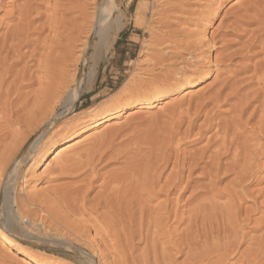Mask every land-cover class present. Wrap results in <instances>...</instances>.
Returning <instances> with one entry per match:
<instances>
[{
	"label": "rangeland",
	"instance_id": "374dc122",
	"mask_svg": "<svg viewBox=\"0 0 264 264\" xmlns=\"http://www.w3.org/2000/svg\"><path fill=\"white\" fill-rule=\"evenodd\" d=\"M73 1L76 5L78 3L85 5L88 2H83L89 0ZM246 1L250 2V0H121L122 25L113 47L103 51L96 81L90 84L86 76L90 70L88 65L83 66L86 74L80 83L81 72L75 80L70 77L74 73L73 65L70 64L71 57H66L69 61L64 63L67 61L66 54L74 57L79 54L78 47L72 49L70 48L72 43L69 41L68 44L66 41L70 39L72 41L73 36L76 37L74 22L80 21L79 18L82 16L78 9L82 7L81 4L76 6L71 0H62L65 4L59 3L61 6L58 5V0H0V48L3 47L4 51L0 49L2 52L0 56L5 57V50L12 54L16 52L13 55L10 53L15 60L9 58L11 57L9 53H7L9 57L6 55L8 59L3 60L10 61L7 63H11L10 67L14 64L13 68L6 65V70L5 63L1 64L3 56L0 58L1 72L3 73L5 69L9 71L8 73L12 71L13 75L11 77L6 72L5 77L6 75L0 72L5 82H9L10 77L14 82L10 80L4 84L2 80L0 88L10 90L7 85H11V88L13 85V90L18 89L15 93L13 90L6 93L4 89H0L1 93L4 91V95L0 96L1 100L4 102L7 95L5 102L10 103L6 104L0 100V117L5 115V110L1 112L2 108L6 109L5 105L18 106V109L17 106L14 107L16 110L10 108L9 111L12 113L9 114L12 116L7 114L9 109L7 106L6 115L11 116L13 120L7 116H4L5 120L3 117L0 118L2 127L0 161L3 160L5 163L4 159L7 161L10 158L5 157L8 154L15 158L16 170L13 174L15 179L8 199L15 197L21 203L19 209L13 202L7 207H2V199L5 198L3 193L8 186V177H5L0 183V264H31L22 262L23 259H19L22 255L32 258L36 264H85L83 259L78 258L77 251L80 249L82 254L90 258L91 264H264V135L256 129L260 125L259 117L264 113L261 110V107H264L262 100L264 80L257 82L255 81L257 76H253L264 74L263 71V74L260 72L264 70V65L258 61L264 57L261 52L264 50V44L260 41L264 37L262 33L264 1L253 0L259 7L252 0L251 5L254 4V7L250 5L251 2L245 5ZM67 2L71 4V8L76 6L78 11L74 9L75 7L74 10L70 9ZM65 5L66 8L69 6L67 11L61 9ZM244 5L251 6L252 9L246 11ZM55 6L59 11H55ZM29 7L30 11L27 9ZM26 10L27 13L23 12ZM86 11L89 12V9ZM241 12L244 14L240 16ZM79 13L80 16H77ZM246 16L252 17L251 20L248 17L246 19ZM64 20L65 22H60ZM25 24H28L27 27ZM63 27L69 29L68 40H65L66 30L63 31L65 33H62L63 35L57 33L65 29ZM50 29L56 34L54 35ZM23 31L27 33H22ZM250 33L256 36H252L251 39ZM61 35L62 37L65 35L63 37L65 39L61 38ZM49 36L55 39L51 40ZM44 37L47 40L43 42ZM80 38L83 40L85 37ZM91 39L95 40L94 34ZM5 40L11 46L16 42L17 46L21 45L18 46L20 52L16 50L17 47L12 51L16 45L10 47ZM11 40L14 43L10 44ZM37 44L43 49H38ZM57 45L59 46L56 47ZM260 45L263 46L262 49ZM8 48L11 51H8ZM50 48L53 51L49 52ZM69 48L71 53L67 52ZM47 51L50 57L47 56ZM91 51L92 48L88 50L87 56ZM203 55H207L208 58L202 60ZM53 60L61 63L63 67H59ZM49 62L52 66L58 64L53 67L55 71L47 70ZM43 63L47 66L45 67ZM259 63L260 67L254 66ZM39 65L42 67L41 70ZM23 66H28V71ZM61 67L62 69L57 70L60 73V76L58 75L60 81H64V77L67 76L71 88L72 83H79L82 96L75 100L74 109L69 112H63V105H58L56 109L58 115L53 121L52 130L43 137L41 145L42 151H46L50 147L59 149L64 143L77 141L63 156L76 158L81 155L83 159L84 155L83 160L87 162L88 159L90 164L88 165V162L87 166L80 164L81 160L78 158L80 161L76 166L80 171L73 173H70V170L62 172L64 169L59 166L61 164L57 165L56 158H51L53 154L48 157L47 164L35 169H32L31 164V158L36 156L35 153L30 152L21 165L20 161H17L28 152L31 143H34L42 132L29 131V128L24 126L27 123L23 124V121L20 123V119L23 115L30 117L25 113L28 111L30 114L28 109L36 103L33 100L38 101L41 97L40 99L46 102L49 99V95L45 96L46 94H52L53 90L55 93H61L59 79L54 78L55 85L53 81H50L52 85L47 83L51 89L45 84L46 80L49 82L48 79L58 77L56 69ZM255 67L261 68L258 69L259 73L257 70V73L253 71ZM21 69L26 71L23 70L29 81L24 73L22 76ZM44 69L52 73L48 75ZM16 70H20V75ZM15 73L17 74L14 75ZM51 74L53 75L51 78L47 77ZM28 75H31V79L33 76V81ZM38 76L41 80L37 78ZM44 76L47 77L46 80ZM34 78L40 80V83L34 81ZM14 79L20 83L27 81V86H24L26 82L22 85L16 81L15 84ZM41 81L50 93H45L46 87L40 88V84L43 85ZM174 84L182 86L177 93L171 90ZM38 86L40 90L37 92ZM52 86L59 89L56 91ZM47 89L45 90L48 92ZM154 89L165 91L161 96L163 99L161 103L154 107H139L137 104L132 106L133 103L144 101L146 94ZM30 90H34L32 93L35 95L38 93L37 96L30 93L34 98H39L34 99L31 96L32 100L27 93ZM69 90L65 91V96L69 95ZM256 93L259 100L254 99L255 95L257 98ZM16 95H20V98H16ZM22 96L26 102L28 100L33 103L30 105L28 102L27 106ZM19 102L21 106L23 102L26 106L20 108ZM260 102L263 104L261 103L259 109ZM36 104L33 105L38 109L44 106ZM106 107H122L123 111L98 125L89 126L88 122L92 118L106 115L100 112ZM21 109L26 112H22ZM14 111L24 114H17L20 117L18 119L16 114L14 115L17 112ZM6 118L11 122H16L15 119L20 121L15 124ZM24 118L28 121L30 119ZM4 126L12 132L7 133L9 131L5 130ZM25 130L26 132L28 130L27 136H24L27 134ZM15 137L17 138L15 141L20 137L23 141L20 138V141L14 142ZM110 138L112 143L107 146ZM227 138L232 142H228ZM18 144L16 150L17 146H13ZM99 144L101 146H98ZM11 147L15 152L11 151ZM93 153L95 155H92ZM89 157H92L93 161ZM83 160L82 163H85ZM1 164L0 162V167ZM108 178L113 182L116 180L115 189H112L113 185L110 184L114 200L111 191L107 192L108 186L103 183L109 185L111 181H108ZM117 178H120V181ZM88 181L91 182V186L87 185ZM131 185L140 187L141 191L137 187L132 188ZM102 187L107 189L103 190ZM116 187L118 189L114 191ZM121 187H126L124 189L126 191L129 187L127 191L129 195L123 189L121 191ZM104 191L112 198L109 205L105 203L109 200L100 194L103 192L106 195ZM97 195L102 198H98ZM136 196L141 202H137ZM112 201L117 203H113V206ZM27 203L31 206L29 207ZM106 205L113 207L115 212L107 211L109 208ZM80 216L84 220H80L82 219ZM3 231L7 232L9 240L2 238ZM64 237L66 240L61 241ZM60 243L61 245H57ZM69 246L73 250H70Z\"/></svg>",
	"mask_w": 264,
	"mask_h": 264
},
{
	"label": "bare ground",
	"instance_id": "6f19581e",
	"mask_svg": "<svg viewBox=\"0 0 264 264\" xmlns=\"http://www.w3.org/2000/svg\"><path fill=\"white\" fill-rule=\"evenodd\" d=\"M46 1V0H45ZM56 1V0H55ZM65 1V0H64ZM67 1V0H66ZM70 1V0H69ZM72 2H73V4H75L74 3V1L73 0H71ZM76 1V0H75ZM81 1H83V0H81ZM257 2H259V0H256ZM256 1H255V3L253 2V0H252V2L256 5ZM262 1H264V0H262ZM85 2H88V3H86L85 5L83 4L82 5V3H78V4H81V6L82 7H79L78 9H79V11L81 12V18H79V17H77V16H80V13L76 16L77 18H79L80 19V21H78V22H80V23H78L77 21H75L74 22V24H76V27H75V33H77L76 34V37L75 36H73V40L71 41V39L70 40H68L69 38V36L67 37V33H69V29L67 28L66 29V27H63V28H65V29H63V30H61L60 32H57V33H59V34H62V33H64L63 31L64 30H66L65 31V33H66V37H65V35L63 36V37H65V38H63L62 37V35H61V38H63V39H65V40H68V41H66L68 44H69V41H70V43H72V45L70 46V48L72 47V49L74 48V49H76L77 47H78V51H79V54H77V56H75L74 57V55L73 56H71V55H67L66 53L68 52V53H71L70 51H71V49L69 48V51L67 50V52H65V54H66V56H65V58L66 57H68V58H70L71 57V62H70V64H72L73 65V74L72 75H70V77H72V79L73 80H75V78H77L78 76H79V73H80V77H79V81H80V83H82L83 82V80H84V78H85V72H84V70H83V66L84 65H88L87 67L90 69L89 71H88V73H87V78H88V81H89V83L90 84H93L94 83V81H96L95 80V78H96V75H97V73H98V67H99V65H100V62H101V57L104 55V54H102L103 53V51L106 49V50H109L111 47H113V42H114V40H115V38H116V36H117V33L119 32V30H120V26L122 25L121 24V18H122V16H123V11H122V6H121V0H89V1H84L83 3H85ZM250 2H251V0H250ZM250 2H248L247 3V1H246V3H245V5L246 4H248L249 5V3ZM252 2L250 3V5L252 4ZM59 3H63L62 2V0H61V2L58 0V5H60ZM68 3V2H67ZM66 3V4H67ZM65 3H63L62 5H64ZM76 5V6H79V5ZM253 4V5H254ZM258 4V3H257ZM68 5L70 6H67V8L69 7L70 9H73L74 7V9H76V11H78L77 10V7L76 6H74L73 8H71L72 6H71V4H69L68 3ZM244 5V7H246L245 9H246V11L247 10H250V9H252L251 8V6H253V5H251V6H249L248 7V5L247 6H245ZM254 5V6H255ZM61 6V5H60ZM253 6V7H254ZM257 6V5H256ZM56 7V10L55 11H57L58 9H57V6H55ZM54 7V8H55ZM62 7H64V6H62ZM61 7V9H65L66 11L69 9H67L66 8V5H65V7L64 8H62ZM257 7H259V6H257ZM261 7V6H260ZM87 8L89 9V12L88 11H86L87 10ZM250 8V9H249ZM264 8V7H263ZM27 9H29V11H30V7L29 8H27ZM73 9V10H74ZM254 10H256L257 8H253ZM258 10V9H257ZM261 10H262V8H261ZM264 10V9H263ZM59 11V10H58ZM61 11V10H60ZM252 11V10H251ZM23 12H28V10H26V11H23ZM256 12V11H255ZM60 13V12H59ZM62 13H63V11H62ZM246 13V12H245ZM261 12H259V15H261L260 14ZM241 14H244V12L242 13H240V16H241ZM65 15V14H64ZM264 15V14H263ZM240 16H238V17H240ZM256 16V15H255ZM75 17V16H74ZM242 17H243V15H242ZM248 16H246V19H248L247 18ZM252 18V17H251ZM251 18H249L250 20H251ZM75 20H77L76 18H74ZM123 19V18H122ZM236 19V18H235ZM240 19H241V17H240ZM257 19V18H256ZM61 20H62V18H61ZM70 20V19H69ZM250 20H249V23H250ZM254 20V19H253ZM252 20V21H253ZM70 21H72L73 22V20L71 19ZM60 22H65V20L64 21H60ZM69 22V21H68ZM68 22H66V24L68 23ZM71 22V23H72ZM247 22H248V20H247ZM258 22V21H257ZM262 22V21H261ZM47 23V22H46ZM46 23H44V24H46ZM77 23H78V25H77ZM233 23V22H232ZM240 23V22H239ZM243 23V22H242ZM246 23V22H245ZM260 23V22H259ZM264 23V22H263ZM65 24V23H64ZM63 24V25H64ZM262 24V23H261ZM26 25V24H25ZM28 25V24H27ZM27 25H26V27H27ZM70 25V24H69ZM73 25V24H72ZM71 25V26H72ZM263 25V24H262ZM60 26H62V24H60ZM25 27V26H24ZM261 28H263L262 26H260ZM20 28V27H19ZM257 28V27H256ZM255 28V29H256ZM21 30H24V29H22V28H20ZM27 29V28H26ZM254 29V32L256 31ZM264 29V28H263ZM262 29V30H263ZM18 30V29H17ZM51 30V32H53L52 31V29H50ZM54 30V29H53ZM257 30H259V29H257ZM19 32H20V30H18ZM14 32V31H13ZM260 32H262L261 30H260ZM21 33V32H20ZM22 33H25L24 31L22 32ZM27 33V32H26ZM25 33V34H26ZM56 34V32H53V34ZM64 33V34H65ZM263 34H264V32H262ZM15 34V36L17 35V33H14ZM54 34V35H55ZM71 34H72V32H71ZM70 34V35H71ZM93 34H94V37H95V40H93L92 41V39H91V36L93 37ZM20 35V34H19ZM58 35V34H57ZM56 35V36H57ZM83 35V36H82ZM258 35V34H257ZM261 35V34H260ZM259 35V36H260ZM24 36V35H23ZM250 36H251V39H252V36H256V34L255 35H251V33H250ZM264 36V35H263ZM262 35H261V37H263ZM11 37V36H10ZM20 36H18V38H19ZM47 37V36H46ZM51 36H49V38H50ZM59 37V36H58ZM57 37V38H58ZM80 37H85L83 40H80L81 38ZM24 38V37H23ZM48 38V39H49ZM60 38V39H61ZM68 38V39H67ZM72 38V37H71ZM11 39V38H10ZM25 39V38H24ZM45 37H44V40H43V42L45 41ZM51 40L52 39H55V37H51L50 38ZM7 40H9V38L7 39ZM7 40H5L7 43V45L8 46H10V47H13V46H15V48H12V49H14V50H12V51H15V49H16V47H17V51H18V48L21 46V45H18L17 46V42L13 45V46H11V45H9L8 44V41ZM12 40H15L14 38H12ZM12 40H11V43L10 44H12V43H14V41L12 42ZM19 40V39H18ZM28 40V39H27ZM38 40V39H37ZM47 40V39H46ZM50 40V41H51ZM254 40V39H253ZM260 40V39H259ZM259 40H257V41H259ZM5 41H4V43H5ZM53 41H55V40H53ZM247 41V40H246ZM248 41L249 42H251L250 41V39H248ZM247 41V42H248ZM255 41V40H254ZM260 41H262L263 42V44H264V37H263V39H261ZM47 42V41H46ZM23 43V42H22ZM251 43H254V42H251ZM21 44V43H20ZM244 44V43H243ZM242 44V45H243ZM260 44V43H259ZM3 45V44H2ZM38 45L39 44H37V48L39 49L40 47H38ZM258 45V44H257ZM5 44H4V48H5ZM7 46V47H8ZM40 46H41V44H40ZM43 46V45H42ZM59 45H57L56 47H58ZM254 46V45H253ZM44 47V46H43ZM248 47H249V45H248ZM260 47H261V45H260ZM263 47V46H262ZM262 47H261V49H262ZM42 48V47H41ZM40 48V49H41ZM45 48V47H44ZM90 48H92V51H91V53H90V55L89 56H87V54H88V50H90ZM246 48V47H245ZM264 48V47H263ZM0 49H2V51H3V47H1ZM43 49V48H42ZM41 49V50H42ZM46 49V48H45ZM49 49V48H48ZM54 49V48H53ZM64 49V48H63ZM67 48H65V50H66ZM244 49V48H243ZM247 49V48H246ZM8 51H11L10 50V48H8L7 49ZM20 50V49H19ZM35 50H37L36 48H35ZM41 50H38V51H41ZM51 48H50V51L49 52H51ZM62 50V49H61ZM64 50V51H65ZM251 50V49H250ZM263 50V49H262ZM261 50V52H263V55H264V50L262 51ZM53 51V50H52ZM247 51V50H246ZM4 52V51H3ZM5 54L6 55H8V57H9V54L11 53V52H7L6 50H5ZM18 52H20V51H18ZM75 52V51H74ZM237 52V51H236ZM251 52V51H250ZM0 53L2 54V52L0 51ZM7 53H9V54H7ZM14 53H16V52H14ZM13 53V54H14ZM53 53V52H52ZM64 53V52H63ZM238 53V52H237ZM4 54V55H5ZM12 54V53H11ZM10 54V55H11ZM12 54V55H13ZM73 54H75V53H73ZM84 54V55H83ZM250 54V53H249ZM253 54V53H252ZM6 55H5V57L3 56V55H1V56H3V58H2V61L4 60H6V59H8V57L6 58ZM11 55V57H9L10 59H13V60H15L14 59V57ZM38 55V54H37ZM42 55V54H41ZM51 55V54H50ZM62 55V56H63ZM228 55H231V54H228ZM248 55V54H247ZM255 55V54H254ZM1 56H0V58H1ZM15 56V55H14ZM32 56V55H31ZM39 56H40V53H39ZM47 56H49V53H48V51H47ZM52 56V55H51ZM50 57V56H49ZM49 57H46V58H48L49 59ZM58 57H61V56H58ZM263 57V56H262ZM6 58V59H5ZM17 58V57H16ZM45 58V60L47 61V59ZM52 58V57H51ZM56 58V57H55ZM103 58V57H102ZM208 58V56L207 55H203L202 56V60H204V59H207ZM62 59L64 60V57H62ZM13 60L11 61V62H13ZM44 60V61H45ZM55 60H57V59H55ZM55 60H53V61H55ZM66 60H67V58H66ZM263 60H264V57H263ZM263 60H261L260 61V59H258V61L262 64V66L264 65V61ZM1 61V60H0ZM2 61H1V64H4L5 63V65H4V67H6V70H7V66H9L10 67V64H7V63H9L10 61H6V62H4L3 61V63H2ZM17 61V60H16ZM45 61V62H46ZM68 61H69V59L67 60V61H65L64 63H68ZM42 62V61H41ZM50 62H52V61H50ZM49 62V63H50ZM55 62H57L58 64H59V67L60 66H62V65H60L61 63H59L58 61H55ZM55 62H53L54 64H55ZM61 62V61H60ZM263 62V63H262ZM14 63V62H13ZM55 64V65H58V64ZM63 63V64H64ZM256 63V62H255ZM259 63V64H260ZM44 65H45V63H43ZM43 64H40V65H43ZM53 64V65H54ZM69 64V65H70ZM259 64H256V65H254V66H261V64L259 65ZM7 65V66H6ZM14 65V64H13ZM13 65H12V67H10V68H13ZM15 65H16V62H15ZM39 65V67H40V70H41V66ZM49 65H50V67H52V68H50L49 67ZM55 65L54 66H52L51 65V63L50 64H48V66L47 65H45V67L47 66L48 68H47V70H52V69H54V71H55V68H53V67H55ZM67 65V64H66ZM68 66V65H67ZM28 67V66H27ZM27 67H24L23 66V68L25 69V68H27ZM44 67V66H43ZM63 67V66H62ZM62 67L61 68H57L56 69V72L58 73V69H62ZM85 67V66H84ZM2 68V67H1ZM257 67H255V69H253V71L255 70H257L258 71V69H260L261 70V68H258V69H256ZM263 68H264V66H263ZM24 69H21L22 71V76H23V70ZM5 69H4V71H3V68H2V71H3V73L1 72V70H0V72L2 73V74H5L6 75V71ZM12 70V69H11ZM26 70V69H25ZM24 70V71H25ZM44 70H46V69H44ZM47 70H46V72H47ZM13 71H14V69H13ZM17 71V70H16ZM27 71H28V68H27ZM63 71V70H62ZM61 71V72H62ZM66 71V70H65ZM252 71V72H253ZM254 71V72H255ZM257 71H256V73H257ZM264 72V70L262 69L260 72ZM5 72V73H4ZM9 72V71H8ZM7 72V73H8ZM15 72V71H14ZM18 73L20 72V70L19 71H17ZM20 72V73H21ZM26 72V71H25ZM40 72V71H39ZM42 72V71H41ZM64 72V71H63ZM263 72H262V74H263ZM0 73V81H1V83L3 82L2 80H4V76L2 75ZM11 73V74H10ZM10 73H8V75H11V77H13V75H12V71H10ZM20 73H19V75H20ZM50 73H52V72H50ZM50 73H48L47 72V74L49 75ZM258 73H259V71H258ZM17 73H15L14 75H16ZM25 75H26V77L25 78H27V74L26 73H24ZM43 74V73H42ZM44 74H45V72H44ZM60 73H58L56 76H58ZM67 74V73H66ZM68 74H69V72H68ZM253 74V73H252ZM34 75V74H33ZM41 75V74H40ZM53 75H54V73H53ZM52 74L50 75V76H47V77H49V78H51L52 76H53ZM64 75H65V72H64ZM258 75H261V74H257V75H253L254 77H256L257 76V78H255V79H257V80H255V81H257V82H259V81H262V80H264V74H263V76L261 75L260 77L258 76ZM46 76V75H45ZM44 76V78H45V80H46V78L47 77H45ZM55 76V75H54ZM60 76V75H59ZM52 77L53 78V80H51V79H48L49 80V82L50 81H53V83H54V85H55V83L56 82H54L56 79H54V78H57V79H59L60 77ZM63 76V75H62ZM252 76V75H251ZM5 77H7V75L5 76ZM10 77V80H12V82H13V79ZM15 77V76H14ZM17 77V76H16ZM28 77H30V79H31V75L29 76L28 75ZM36 77V76H35ZM40 77H42V75L40 76ZM39 76L37 77V78H40ZM250 77V76H249ZM254 77H253V79H254ZM259 77V78H258ZM9 78V77H8ZM62 78V77H61ZM65 78V80L64 81H60V79H59V81H58V83H59V85L58 84H56V85H58L59 87H60V89H59V87H57L58 89H59V91H61V93H62V95H60L59 93H55V90H53L52 91V94L50 93V91L47 89V87L48 88H50L51 89V87L50 86H48V84H50V85H52L53 83L52 82H48L47 80H46V85H47V87H46V85H44V82L42 83V81H41V83L43 84V85H41L40 84V88L42 87V86H44L43 88H45V89H47L48 90V92L44 89V91H45V93H50V94H46L45 96H47V95H49L48 96V98L49 99H47V101L46 102H44L43 101V99H40L39 97H36V98H39V100L38 101H36L37 99L36 98H34L32 95H34V96H37V94L35 95V93H32V91L34 92V90H30V91H28L27 93H29V95H30V97L32 96L34 99H36V100H33V98L31 97V99L34 101V102H36V103H33V101L32 100H30V101H32V102H29L28 100H27V102L25 101V94H24V101H25V104H27L28 102L30 103V105L33 103V104H36L37 106H41V105H44L43 107L41 106L39 109L37 108V107H35L33 104V106L38 110H36L35 111V108L31 105V108H29L28 110H29V112H30V114L28 113V111H27V109H26V111H22V109H21V111L22 112H26L25 114L26 115H30V117L29 116H24L23 115V118L22 119H20V117H18L17 116V114L18 115H20V114H24V113H18V111H14V112H17V113H14V115L15 116H17V118L18 119H20L19 121H20V123L22 122L23 124L24 123H27L26 125H24L25 127L27 126V128H29V131H42L41 133H40V135L38 136V137H36V139L34 140V143L32 142L31 144V147L28 149V152L26 153V154H23L22 156H21V158H20V160L18 159L17 161H20V165L21 164H23V162H24V160H25V158H27V156H28V154H30V152L31 153H35L36 154V156L35 157H32L31 159H32V169H35V168H37V167H39V166H42V165H45V164H47L46 162H47V159H48V157L49 156H51V154H53L52 155V159H54V158H56L55 159V163H57V165L58 164H61V165H59L60 167H61V169H64L62 172H66V171H68V170H70V173L72 172H78V171H80L79 170V168L76 166L77 165V163H79L78 161H80L81 160V162H80V164H85V166H87V162H88V165L90 164L89 163V161H88V159H86L87 160V162L85 161V160H83L84 158H85V156L83 157L82 156V158L83 159H81V155L79 156H77L76 158H68V156L65 158L63 155L64 154H66L67 152H68V148H70L71 146H73V144L75 143V142H77V141H75V142H73V143H70V144H68V143H64L63 145H61V146H63V147H60L59 149H52L51 147L50 148H48L46 151H42V145H41V143H42V139H43V137L49 132V131H51L52 130V125H54L53 124V121H54V119H55V117L58 115H56V109H57V107H58V105H60V104H62L63 105V112H69L71 109H74V107H73V104H74V102H75V100L76 99H79L81 96H82V93H81V90H79V83H72L73 84V86H72V88H71V84H70V82L68 81V78H67V76L66 77H64ZM66 78H67V80H66ZM28 79V81H29V78H27ZM32 79H33V76H32ZM31 79V80H32ZM246 79H247V77H246ZM10 80H8L9 82H10ZM18 80H20V79H18ZM37 81L38 79H36V78H34V81ZM40 80H41V78H40ZM40 80L39 81H37V83H40ZM43 80V79H42ZM70 81H71V78L69 79ZM165 80V79H164ZM163 80V81H164ZM249 80V79H248ZM252 80V79H251ZM14 81H15V84L18 82L19 84H24L25 82V84H24V86H27V81H24V83L22 82V83H20L19 81H17L16 79H14ZM17 81V82H16ZM21 81H22V79H21ZM33 81V80H32ZM77 81V80H76ZM9 82H7V83H9ZM72 82V81H71ZM257 82H255V83H257ZM0 83V84H1ZM6 82H5V80H4V84H5ZM6 83V84H7ZM14 83V82H13ZM48 83V84H47ZM52 83V84H51ZM31 84V85H30ZM29 85H30V87L32 86V83H30ZM259 84V83H258ZM33 85H35V84H33ZM255 85V84H254ZM10 88V90L8 89V87ZM7 86H5L8 90H5V88H3L5 91H6V93L9 91L10 93L12 92L11 90H13L12 88L14 87L13 85H12V88H11V85H7ZM18 86V85H17ZM16 86V87H17ZM20 86V85H19ZM23 86V87H24ZM29 87V86H28ZM27 87V88H28ZM34 87V86H33ZM53 87V86H52ZM258 87V86H257ZM20 88V87H19ZM22 88V87H21ZM20 88V89H21ZM25 88V87H24ZM38 89L36 90L35 88V90L38 92V90H40V88H39V86L37 87ZM43 88H41V89H43ZM53 88H55L56 89V91L58 90L57 88H56V86L55 87H53ZM255 88V87H254ZM1 89V88H0ZM3 89H1V90H3ZM15 89V88H14ZM64 89H70L68 92H69V95L68 96H65V91H64ZM84 89V88H83ZM182 89V86H180V85H176V84H174L173 86H172V92H179L180 90ZM257 89H259V88H257ZM257 89H255V90H257ZM18 89H16V90H13L14 92L13 93H15V91H17ZM21 90H23V89H21ZM20 90V91H21ZM261 90H263L262 88H261ZM19 91V92H20ZM58 91V92H59ZM167 91H170V90H167ZM258 91H260V90H258ZM258 91H256L257 93H258ZM18 92V91H17ZM22 92H24V90L22 91ZM253 92H254V90H253ZM1 93V92H0ZM12 93V94H13ZM24 93H26V92H24ZM30 93H32V95L30 94ZM39 93H40V91H39ZM42 93V92H41ZM55 93V94H54ZM163 93H165V91H162V90H160V89H154L152 92H150L149 94H146V99H144V101H139L138 103H133L132 104V106H136V104L139 106V107H154V106H156L158 103H161L162 102V94ZM248 93V92H247ZM247 93H246V96H247ZM256 93V94H257ZM260 93V92H259ZM262 93H264V91L262 92ZM2 95H0V96H3L4 95V91H3V93H1ZM19 94V93H18ZM22 93H20V95H21ZM59 94V95H58ZM68 94V93H67ZM66 94V95H67ZM261 94V93H260ZM9 95V94H8ZM15 95V94H14ZM19 95V96H20ZM28 94H27V96H29ZM40 95V94H39ZM38 95V96H39ZM52 95V96H51ZM245 95V94H244ZM255 95V94H254ZM6 97H7V95H5ZM4 96V97H5ZM10 96H12L11 94H10ZM10 96H8L9 98H10ZM18 95H16V98L17 97H19ZM26 96V97H27ZM41 96H43L44 97V99L46 98L45 96H44V94L42 93L41 94ZM256 96V95H255ZM255 96H254V99H256V100H259V98H258V94H257V98H255ZM260 96V95H259ZM262 96H264V95H262ZM6 97H5V101H6ZM42 97V98H43ZM15 98V97H14ZM15 98V99H16ZM20 98V97H19ZM245 98V97H244ZM251 98V97H250ZM252 98H253V96H252ZM261 98V97H260ZM263 98V97H262ZM261 98V99H262ZM248 99H249V97H248ZM0 100H1V97H0ZM11 100V99H10ZM17 100H19V99H17ZM22 101H23V99H21ZM41 100V101H40ZM250 100V99H249ZM262 100H264V99H262ZM261 100V101H262ZM2 101V100H1ZM4 101V102H5ZM16 101V100H15ZM22 101H20V102H22ZM251 101V100H250ZM3 102V101H2ZM3 102V103H4ZM7 102V101H6ZM5 102V103H6ZM18 102V101H17ZM18 103L19 105L21 104V103ZM42 103V104H39L38 105V103ZM43 102L45 103V104H43ZM16 103V102H15ZM28 103V104H29ZM262 102H260V104H259V109H260V106L263 104H261ZM6 104H10L9 102L8 103H6ZM28 104H27V106H28ZM3 105V104H2ZM11 105H13V104H11ZM10 105V106H11ZM22 105V104H21ZM20 105V106H21ZM4 106V105H3ZM8 106V105H7ZM7 106L5 105L4 107H6V109H8L7 108ZM10 106H8L9 107V109H8V113H7V110L6 109H4V108H2L3 110L1 111L2 113L4 112V110H5V115L4 116H7V118L9 117L8 115H6V113L7 114H9V110H10V108H12V110H16V108L18 109V106L17 105H15V106H17L16 108H14L15 106L13 105V107H10ZM23 106H26V105H24V102H23ZM23 106H21L20 108H22ZM200 106V105H199ZM244 106V105H243ZM241 107H242V105H241ZM14 108V109H13ZM20 108H19V110H20ZM245 108V107H244ZM263 108L264 107H261V110L264 112V110H263ZM24 108H23V110H25ZM33 110L34 112H37L36 114L35 113H32L31 112V110ZM255 109V108H254ZM256 109H257V107H256ZM259 109H258V111H259ZM104 110V111H103ZM102 111H100V112H104V113H106V115H104V116H97L96 118H92V120L91 121H89L88 123V125L89 126H95V125H98V124H100L101 122H104V121H106V120H109L110 118H112V116L113 115H117V114H120V112H122L123 111V108L122 107H113V108H105V109H103ZM243 110V109H242ZM245 110V109H244ZM261 110H260V112H261ZM73 111V110H72ZM255 112V111H254ZM10 113H12V112H10ZM34 114V116L32 115V114ZM252 113H253V110H252ZM99 114V113H98ZM255 114H256V112H255ZM263 114V116H264V113H262ZM9 115H11V114H9ZM13 115V116H14ZM101 115V114H100ZM4 116H2L3 118H4V120H5V117ZM12 116V115H11ZM9 117V119L11 118L12 119V117ZM259 117L260 119V125H259V127L258 128H256L255 126H253L254 128H256V129H258L259 130V132L261 133V134H263L264 135V117ZM2 117H0L1 119H3ZM24 117H28V118H30L29 119V121H28V119L26 120ZM6 118V119H7ZM16 118V117H15ZM9 119H7V120H9ZM18 119H15V120H17L18 121ZM23 119H25V121L23 120ZM258 119V118H257ZM13 120V119H12ZM254 120H255V118H254ZM10 121V120H9ZM9 121H7V122H9ZM16 121V122H17ZM19 121H18V123H19ZM27 121V122H26ZM6 122V121H5ZM11 122V121H10ZM13 123H15L16 124V122H14V121H12ZM11 122V123H12ZM238 122V121H237ZM236 122V123H237ZM8 124H10V123H8ZM258 124V123H257ZM6 125V124H5ZM20 125V124H19ZM19 125H18V128H19ZM24 127V128H25ZM226 127V126H225ZM2 127H0V130H2L1 129ZM8 128H10V127H8ZM22 128V127H21ZM26 128V129H27ZM224 128V127H223ZM231 128V127H230ZM4 129L5 130H8V129H6L5 128V126H4ZM3 129V130H4ZM20 129V128H19ZM235 129V128H234ZM233 129V130H234ZM256 129H254L255 131H256ZM258 130H257V132H258ZM9 132H7V133H10V131L12 132V130H8ZM15 131V130H14ZM13 131V132H14ZM223 131H227V130H223ZM232 131V130H231ZM2 132V131H1ZM25 132H26V130H25ZM27 132H28V130H27ZM26 132V133H27ZM228 132V131H227ZM226 132V133H227ZM6 133V132H5ZM4 133V134H5ZM7 133H6V135H7ZM16 133V132H15ZM235 133H236V131H235ZM4 134H3V136H4ZM25 134V133H24ZM1 135V134H0ZM9 135V134H8ZM28 135V133L26 134V135H24V136H27ZM231 135V134H230ZM233 135V134H232ZM237 135V134H236ZM23 136V137H24ZM234 136V135H233ZM238 136V135H237ZM260 136V135H259ZM262 136V135H261ZM1 138H0V146H1V141H2V135L0 136ZM21 138V137H20ZM19 138V139H20ZM25 138V137H24ZM226 138V137H225ZM237 138V137H236ZM17 138L15 137L14 138V142H17V141H15ZM21 140H22V138H21ZM26 140V139H25ZM24 140V141H25ZM111 138H110V142L109 141H107V146H110V143H112L111 142ZM226 140H228V138L226 139ZM20 141V140H19ZM23 141V140H22ZM223 141H225V140H223ZM229 141H231L232 142V140H228V142ZM101 142H102V140H101ZM101 142H99L100 144H101ZM104 142V141H103ZM22 144H23V142H21ZM104 143V144H105ZM234 143V142H233ZM66 144V145H65ZM98 145V146H101V145ZM226 144V143H225ZM228 144V143H227ZM236 145H238V144H236ZM17 146V147H16ZM18 146H19V144L18 145H14L13 147H16V150H17V148H18ZM224 146H226V145H224ZM235 146V145H234ZM98 148H100V147H98ZM106 148V147H105ZM105 148L103 149L102 148V150H105ZM108 148V147H107ZM225 148V147H224ZM228 148V147H227ZM238 148H239V146H238ZM241 148V147H240ZM20 149V148H19ZM18 149V150H19ZM97 149V148H96ZM101 149V148H100ZM229 149V148H228ZM13 149H12V147H11V151H12ZM102 150H100V151H102ZM227 150V149H226ZM230 150V149H229ZM10 151V152H11ZM14 152H15V149L13 150ZM70 151V150H69ZM100 151H99V153H100ZM106 151V150H105ZM96 152H98V150L96 151ZM102 153V152H101ZM120 153V152H119ZM12 154H13V152H12ZM92 155H95L94 153L92 154ZM98 155V154H97ZM100 155V154H99ZM119 155V154H118ZM13 157L15 156V155H12ZM17 156V155H16ZM63 156V157H62ZM111 156V155H110ZM115 156V155H114ZM117 156V155H116ZM5 157H10L7 161H6V159H4ZM3 159L5 160V163H3L2 161H0L2 164H1V166L2 167H0V183L1 182H3L4 181V179H5V177H8V186L7 187H5V190H4V197L5 198H3L2 199V207H7L9 204H11L12 202L14 203V205H16L17 206V208L19 209V206L21 205V203L18 201V199H16L14 196V199H11V200H9L8 199V196H10L9 194H10V192L12 191V188H13V181H14V179L15 178H13V174H14V172H15V170H16V168H15V158L13 159V158H11V155L10 154H8V156H5ZM94 157V156H93ZM118 157V156H117ZM116 157V158H117ZM36 158H38V159H36ZM80 160H79V159ZM115 158V159H116ZM89 159L90 160H92V157H89ZM100 159V158H99ZM128 159H129V157H128ZM82 160L83 161H85V163L83 162L82 163ZM127 160V159H126ZM93 161V160H92ZM17 163V162H16ZM5 164V165H4ZM78 166H79V164H78ZM59 167V168H60ZM84 168V167H83ZM82 169V168H81ZM90 169H92V167L90 168ZM73 170V171H72ZM78 170V171H77ZM19 171V170H18ZM93 171V170H92ZM69 172V171H68ZM67 172V173H68ZM115 176V175H114ZM13 178V179H12ZM112 178H114V177H112ZM122 178V177H121ZM12 179V180H11ZM17 179V178H16ZM109 179V178H108ZM111 179V178H110ZM108 180V181H111L110 183H109V185L107 184V183H105V182H103L104 183V185L108 188H106L107 190H109V191H107V192H109L110 193V191H111V186H112V189L114 188L115 189V181L113 182L112 181V179L111 180ZM118 179V178H117ZM120 179V178H119ZM118 179V180H119ZM106 179L104 178V181H105ZM108 181H106V182H108ZM120 181V180H119ZM122 182V181H121ZM120 182V183H121ZM102 183V184H103ZM117 183H119V182H117ZM149 183V182H148ZM87 184V183H86ZM102 184H101V186H102ZM110 184H112V185H110ZM122 184H123V182H122ZM125 184V183H124ZM87 185H89V186H91V182H89L88 181V184ZM118 185V184H117ZM146 185V184H145ZM149 185V184H148ZM110 186V187H109ZM130 186V185H129ZM131 187H132V185H131ZM134 187V186H133ZM132 187V188H133ZM138 188V186H135L134 187V189L135 188ZM103 188V187H102ZM105 188H103V190L105 189ZM120 188V187H119ZM126 188V187H125ZM124 187L122 188L121 187V191H122V189L124 190L125 189ZM129 188V187H128ZM128 188H127V191H128ZM147 188V187H146ZM105 189V190H106ZM117 187H116V190H114V191H117ZM142 189V188H141ZM87 190V189H86ZM85 190V191H86ZM102 190V191H103ZM137 190V189H136ZM138 190L139 191H141L140 190V187L138 188ZM144 190V189H143ZM146 190V189H145ZM119 191H120V189H119ZM124 191H126V190H124ZM127 191H126V193H127ZM101 192V191H100ZM105 192V194L106 195H104V193L102 192V193H100V194H103L102 196L104 197L105 196V198L104 199H106V200H109L108 202H106L105 201V203H109V202H111V200L110 199H112L111 198V196H113L112 194H113V190L111 191V196L108 194L107 195V192L106 191H104ZM116 193H118V192H116ZM122 193V192H121ZM132 193H133V190H132ZM137 193H139V192H137ZM136 193V194H137ZM142 192H140V194H141ZM128 195H129V193H127ZM134 194V193H133ZM12 195V194H11ZM114 195H115V192H114ZM118 195H120L121 196V194H118ZM126 195V194H125ZM132 195V194H131ZM131 195H130V197H131ZM139 195V194H138ZM76 196V195H75ZM83 196V195H82ZM98 196V195H97ZM100 196V195H99ZM98 196V198H102V196H100L99 197ZM117 196V195H116ZM120 196H118V198H120ZM124 196V195H123ZM122 196V197H123ZM127 196V195H126ZM125 196V197H126ZM19 197V196H18ZM17 197V198H18ZM71 197V196H70ZM133 197V196H132ZM139 197H142V196H140L139 195ZM72 198V197H71ZM74 198V197H73ZM124 198V197H123ZM138 198V196H136V199ZM25 199V198H24ZM27 199H28V197H27ZM32 199V198H31ZM30 199V200H31ZM69 199V198H68ZM115 199V197L113 196V200ZM125 199V198H124ZM135 199V200H136ZM33 200V199H32ZM65 200V199H64ZM66 200H67V198H66ZM70 200V199H69ZM73 201H74V199H72ZM79 200V199H78ZM116 200H117V198H116ZM120 200H121V198H120ZM138 201L137 202H141V201H139L140 200V198L139 199H137ZM24 201V200H23ZM76 201V200H75ZM70 202V201H69ZM103 202V201H102ZM117 202H118V200H117ZM116 201L115 202H113L112 201V204L111 205H113V203H117ZM135 202V201H134ZM136 202V203H137ZM26 202H24L23 204L24 205H26L25 204ZM71 204H72V202H70ZM22 204V205H23ZM98 204V203H97ZM97 204H95V205H97ZM110 204V203H109ZM108 204V205H109ZM27 205H28V203H27ZM108 205H106V206H108ZM29 206V205H28ZM31 206V205H30ZM29 206V207H30ZM33 206V205H32ZM76 206V205H75ZM78 206V205H77ZM97 206H99V204L97 205ZM114 206V205H113ZM70 207H71V205H70ZM72 207H74V206H72ZM79 207V206H78ZM101 207V206H100ZM104 207V206H103ZM116 207V206H115ZM114 207V208H115ZM16 208V209H17ZM67 208V207H66ZM69 208V207H68ZM67 208V209H68ZM95 208H96V206H95ZM95 208H93L94 210H95ZM107 208H109V210H107V211H109V212H111V213H113V211L115 212V210H113V207H107ZM73 209V208H72ZM76 209H77V207H76ZM80 209V208H79ZM98 209V208H97ZM96 209V210H97ZM112 211H111V210ZM30 210H32V209H30ZM71 210V209H70ZM75 210V209H74ZM19 211V210H18ZM38 211V210H37ZM41 211V210H40ZM39 211V212H40ZM43 211V210H42ZM41 211V212H42ZM76 211V210H75ZM75 211H73V212H75ZM25 212V211H24ZM32 212V211H31ZM44 212V211H43ZM142 213H143V210L141 211ZM141 213V214H142ZM25 214V213H24ZM30 214V213H29ZM44 214H45V212H44ZM77 214V213H76ZM20 215V214H19ZM28 215V214H27ZM77 215H79V214H77ZM89 215V214H88ZM91 215V214H90ZM103 215V214H102ZM31 216V215H30ZM73 216H75V215H73ZM84 216V215H83ZM99 216V215H98ZM101 216V215H100ZM82 219H80V220H84V218L82 217V216H80ZM89 217V216H88ZM91 217V216H90ZM142 217V216H141ZM29 218H32L33 219V217H29ZM39 218V217H38ZM79 218V217H78ZM93 218V217H92ZM99 218V217H98ZM43 219V218H42ZM86 219V218H85ZM96 219H97V217H96ZM95 219V220H96ZM26 220V219H25ZM40 220V219H39ZM90 220V219H89ZM99 220V219H98ZM24 221V220H23ZM26 221H28V220H26ZM34 221V220H33ZM42 221V220H41ZM86 221H88V220H86ZM86 221H84V222H86ZM97 221V220H96ZM95 221V222H96ZM36 222V221H35ZM82 222V221H81ZM97 222H99V221H97ZM34 223V222H33ZM40 223V222H39ZM62 223V222H61ZM29 224V223H28ZM43 225V224H42ZM48 225V224H47ZM92 224H90V226H91ZM49 226V225H48ZM87 226V225H86ZM90 226H88V227H90ZM94 226H96V225H94ZM94 226L92 227V228H94ZM67 227H68V225H67ZM66 227V228H67ZM53 228V227H52ZM69 229H70V227H68ZM86 228V227H85ZM54 229V228H53ZM58 229V228H57ZM61 229H63V227L61 228ZM96 229V228H95ZM64 230V229H63ZM72 230V229H71ZM75 230V229H74ZM56 231V230H55ZM65 231H66V229H65ZM77 231V230H76ZM81 231V230H80ZM61 232H63L64 233V231H61ZM68 232V231H67ZM75 232V231H74ZM80 233V232H79ZM71 234V233H70ZM77 234H78V232H77ZM17 235V234H16ZM72 235V234H71ZM79 235V234H78ZM78 235H76V236H78ZM1 236H2V238H4V239H6V240H9V236H8V234H7V232L6 231H3L2 233H1ZM56 236V235H55ZM63 236V235H62ZM66 236V235H65ZM80 236V235H79ZM28 237V236H27ZM71 237V236H70ZM73 237H75V236H73ZM82 237V236H81ZM29 238V237H28ZM37 238V237H36ZM46 238V237H45ZM62 239V238H61ZM75 239V238H74ZM77 239H79V238H77ZM41 240V239H40ZM44 240V239H43ZM59 240H60V238H59ZM63 240H66L65 239V237L61 240V241H63ZM72 240V239H71ZM76 240V239H75ZM38 241V240H37ZM55 241V240H54ZM54 241H53V245H55L54 244ZM84 241V240H83ZM39 242V241H38ZM37 243V242H36ZM52 243V242H51ZM56 243V242H55ZM62 243V242H61ZM61 243L60 244H57V245H61ZM63 243H65V242H63ZM83 243V242H82ZM40 244V243H39ZM65 244H67V242L65 243ZM71 244V243H70ZM89 244H91V246H92V243H89ZM88 245V244H87ZM90 246V245H89ZM59 247H61V246H59ZM92 247H94V246H92ZM61 248H63V247H61ZM66 248H68V247H66ZM69 248H70V246H69ZM72 248H70V250H71ZM93 249V248H92ZM59 250V249H58ZM73 250V249H72ZM75 250V249H74ZM77 250V249H76ZM73 252V251H72ZM78 252H80V253H78ZM85 252V251H84ZM94 252H96L95 250H94ZM98 252V251H97ZM77 254H78V258L79 259H83V262L85 263V264H91L92 262H91V260H90V258L89 257H87V256H85L84 254H82V250L80 249L79 251H77ZM85 254H86V252H85ZM19 259H23L22 260V262H27V263H31V264H36V261H34L32 258H29V257H25V256H20V258ZM82 261V260H81Z\"/></svg>",
	"mask_w": 264,
	"mask_h": 264
}]
</instances>
